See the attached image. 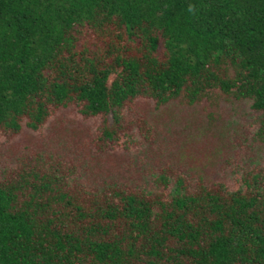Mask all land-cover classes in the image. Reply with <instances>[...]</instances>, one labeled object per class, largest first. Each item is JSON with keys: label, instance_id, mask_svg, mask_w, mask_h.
Listing matches in <instances>:
<instances>
[{"label": "trees", "instance_id": "obj_1", "mask_svg": "<svg viewBox=\"0 0 264 264\" xmlns=\"http://www.w3.org/2000/svg\"><path fill=\"white\" fill-rule=\"evenodd\" d=\"M139 96L247 104L264 143V0H0V129L71 102L116 125ZM66 180L31 168L0 185V264H264L260 173L223 193L160 175L162 190L89 202Z\"/></svg>", "mask_w": 264, "mask_h": 264}, {"label": "rangeland", "instance_id": "obj_2", "mask_svg": "<svg viewBox=\"0 0 264 264\" xmlns=\"http://www.w3.org/2000/svg\"><path fill=\"white\" fill-rule=\"evenodd\" d=\"M94 41L103 46L107 40ZM253 117L244 103H222L218 110L178 103L158 108L145 96L127 102L116 125L105 115H83L75 102L49 107L36 130L26 119L16 132L0 129V185L27 169L51 168L86 202L114 190H162L160 175L183 179L190 192L200 186L234 191L247 173L264 179V143L254 135ZM105 128L114 138L104 137Z\"/></svg>", "mask_w": 264, "mask_h": 264}]
</instances>
